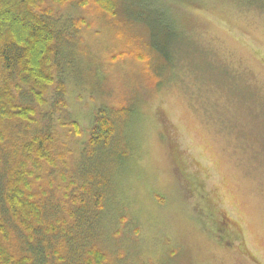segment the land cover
Returning <instances> with one entry per match:
<instances>
[{"label":"rangeland","instance_id":"rangeland-1","mask_svg":"<svg viewBox=\"0 0 264 264\" xmlns=\"http://www.w3.org/2000/svg\"><path fill=\"white\" fill-rule=\"evenodd\" d=\"M63 13L91 24L56 74L80 130L63 128L77 176L113 161L81 151L95 110L129 104V159L101 219L109 264H264V0H115L113 15ZM127 49L143 60L111 56ZM207 203L237 239L214 232Z\"/></svg>","mask_w":264,"mask_h":264},{"label":"trees","instance_id":"trees-1","mask_svg":"<svg viewBox=\"0 0 264 264\" xmlns=\"http://www.w3.org/2000/svg\"><path fill=\"white\" fill-rule=\"evenodd\" d=\"M91 7L113 15L115 0H0V264L110 262L101 219L111 218L120 176L114 172L129 159V104L95 110L81 151L113 161L82 178L71 163L77 150L67 147L63 131L69 122L79 134V126L66 120L63 86L56 82L79 31L91 26L85 16L63 11ZM111 56L143 60L130 49ZM207 207L214 232L237 239L229 218Z\"/></svg>","mask_w":264,"mask_h":264}]
</instances>
